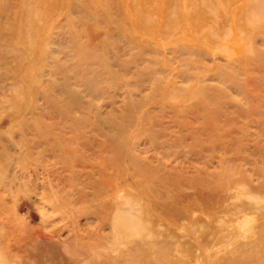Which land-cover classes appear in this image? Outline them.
I'll return each mask as SVG.
<instances>
[{
  "label": "rangeland",
  "instance_id": "374dc122",
  "mask_svg": "<svg viewBox=\"0 0 264 264\" xmlns=\"http://www.w3.org/2000/svg\"><path fill=\"white\" fill-rule=\"evenodd\" d=\"M130 207L137 264H264V0H0V264H132Z\"/></svg>",
  "mask_w": 264,
  "mask_h": 264
},
{
  "label": "bare ground",
  "instance_id": "6f19581e",
  "mask_svg": "<svg viewBox=\"0 0 264 264\" xmlns=\"http://www.w3.org/2000/svg\"><path fill=\"white\" fill-rule=\"evenodd\" d=\"M117 189L118 188H116V190ZM138 225L139 221L134 207H130L126 211L122 210L121 208H117L114 230L118 236H121L124 233H128V236L132 241V264H137L136 253ZM13 226L14 225H12V223H6L5 226L6 230L4 232V239L8 244L18 239ZM25 251L26 253L21 258L20 264H86L84 257L73 255L65 249L64 244L61 243V241L57 242L53 239H49V237L45 238L42 236V238L37 239V241L32 244V246H27ZM125 254L128 255L126 252ZM127 257H129V255Z\"/></svg>",
  "mask_w": 264,
  "mask_h": 264
}]
</instances>
